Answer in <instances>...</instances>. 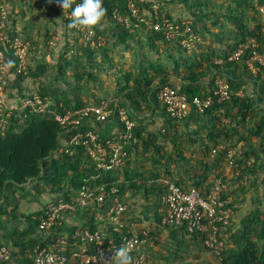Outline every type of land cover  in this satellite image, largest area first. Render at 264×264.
Instances as JSON below:
<instances>
[{
    "label": "trees",
    "instance_id": "1",
    "mask_svg": "<svg viewBox=\"0 0 264 264\" xmlns=\"http://www.w3.org/2000/svg\"><path fill=\"white\" fill-rule=\"evenodd\" d=\"M133 1L144 18L162 23L165 15L181 25L185 35L168 40L163 32L151 30L133 17L129 0H103L107 14L93 29L96 38L106 37L108 43L93 47L89 42L80 41L76 28L68 27L70 20L59 10L57 0H46L47 10L37 16L33 14L32 19H28L27 12H18L15 0H0V19L2 9L7 11L5 40L0 42V50L7 62L13 61L6 93L19 105L9 118L5 135H0V226L24 219L31 224L28 235L38 231L34 218L42 211L35 216L19 213L22 197L17 196L18 189L29 182L35 184L38 193L49 190L58 195V200L66 201L76 198L86 181L93 185L108 183L119 188L125 201L141 200L144 213L153 220L145 264H200L191 259L192 251L210 252L220 264H264V160L260 162L257 152L259 146L264 148V106L247 89V81L252 76L248 62L253 51L264 54V0ZM76 2L73 0V6ZM172 4H178V9L184 8L187 16H174L169 11ZM154 6L159 7L158 20ZM53 16L62 18L66 37L73 42L68 43V49L60 56L58 74L53 78L56 81L51 83L43 80L51 66L43 63L38 55L51 42L48 25L54 21ZM120 17L128 19V23L120 21ZM186 24L190 33L185 32ZM191 34L196 37L192 48L183 47L182 41ZM15 39L30 45L26 72H18V61L9 49ZM122 50L135 51L134 69L123 71L121 68L115 75L114 87L107 86L104 76L116 66L113 54H121ZM240 50L243 54L234 59ZM256 67L261 69L257 79L264 96V67L258 64ZM219 77L230 84L232 98L223 103L214 102L204 113L193 111L192 115L200 121L206 119L208 129L205 141L202 139L198 146L201 155L193 160L189 158V148L195 140H190L182 131L188 119H172L158 100V93L161 88L172 85L188 97L205 98L213 94ZM28 80L39 83L37 96L26 94ZM240 91L244 97L236 95ZM35 98L47 106L43 111L39 105L22 109L23 101ZM104 104L111 111H116L117 106L130 108V118L135 123L137 141H131L127 147L125 166L113 172H99L83 147L73 148L72 154L59 153L64 141L78 130L70 132L71 127L64 128L57 116ZM158 110L166 115V120L155 131L150 129L148 121ZM93 123L84 126L82 132L98 131L102 124ZM240 142L245 144L246 151L239 163L247 165L246 175L250 176L243 186H237L236 179L242 178H237L236 170L228 171L226 153L213 154L220 146H235ZM253 158L256 162L248 166ZM221 178L229 181L223 197L231 199L235 216L251 191L258 193L239 223L231 220V236L225 240L222 259H219L205 246V238L189 233L186 226L163 227L160 210L164 207L168 183L196 190L206 197L215 180ZM92 210L91 207L79 210L77 215L90 214ZM86 226L91 230L98 228L93 218L87 220ZM165 231L169 232L168 239ZM21 235L18 232L14 239L17 246L24 241ZM31 243L34 250L24 251L26 256L16 260L19 264L21 260L23 264H34L38 240L32 238Z\"/></svg>",
    "mask_w": 264,
    "mask_h": 264
},
{
    "label": "built area",
    "instance_id": "2",
    "mask_svg": "<svg viewBox=\"0 0 264 264\" xmlns=\"http://www.w3.org/2000/svg\"><path fill=\"white\" fill-rule=\"evenodd\" d=\"M80 2L81 0H77L74 6ZM128 8L133 17L143 22L149 29L163 32L168 40L185 35L181 25L175 24L165 15H163L162 23H158L153 19L144 18L133 0H129ZM158 8V6L153 7L156 14ZM59 10L70 21L73 19L70 14L71 9L65 11L59 6ZM158 18L157 14L156 20ZM6 20L7 11L2 9L0 42L5 40ZM120 21L128 23V19L123 17H120ZM188 25H185L186 33L191 32ZM76 31L81 35V42H89L93 47L105 44L104 38L100 36L96 38L93 28L78 26ZM195 39L196 37L191 34L189 38L182 41V46L191 49ZM9 49L18 61V72H26L30 45L21 39H15ZM242 54L243 50H240L235 54L234 59L240 58ZM256 64L261 68L264 67V54L254 50L248 66L252 70V76L255 77L261 72ZM10 69V64L0 50V135H5L9 118L15 110L19 109L17 100L10 99L6 93L7 75ZM236 95L244 97L242 91ZM231 98L230 84L221 77L216 80L213 94L205 98L188 97L181 93L178 87L172 85L161 88L158 93V100L169 116L176 121L188 119L194 110L204 113L214 102L223 103ZM35 105H39L40 111L47 107L35 98L34 101L31 99L23 101L22 109ZM115 118L122 125L115 137L105 138L98 131L82 132L83 127L93 123L94 120L96 123L104 124ZM57 121L66 129L71 127L70 132L78 130L77 134L64 141L59 153L72 154L73 148L83 147L88 156L95 161L99 172H113L124 167L128 158L127 147L131 141H137L134 136L135 123L131 120L126 107L117 106L116 111L109 110L108 104L101 107H87L71 115L57 116ZM219 151L227 155L228 171L235 169L237 178H242L240 181L236 179L237 186L246 185L250 178L246 175L247 165L239 163L245 156V144L240 142L235 146L223 145L213 150V154ZM255 162L256 159L253 158L247 164L251 166ZM168 187V193L163 198L164 207L160 210L163 214L161 225L163 227L186 226L189 233L203 236L205 246L222 259L225 240L231 236L229 230L235 215L231 207V199L223 197L229 189V181L226 182L222 178L215 180L211 192L206 197L196 190H185L173 183H168ZM89 207L93 208L92 212L84 213V216L87 220L93 218L97 223V229L91 230L86 225L79 224L68 235L57 233V229L64 225L65 216L76 215L79 210ZM127 214H129V204L122 199L116 185L108 183L93 185L90 181H86L76 198L70 201L64 199L54 201L42 211L40 216L34 218L38 222L39 233L34 264H111L113 253L121 246L130 247L134 264H145L150 229L141 228L135 223L128 225ZM53 231H56V234H53ZM112 232L117 236L115 237ZM12 258L13 253L10 248L0 247V264L11 262Z\"/></svg>",
    "mask_w": 264,
    "mask_h": 264
},
{
    "label": "crops",
    "instance_id": "3",
    "mask_svg": "<svg viewBox=\"0 0 264 264\" xmlns=\"http://www.w3.org/2000/svg\"><path fill=\"white\" fill-rule=\"evenodd\" d=\"M247 89L249 94H252L254 98H256L261 104L264 106V96L259 85V80L255 76H250L247 81ZM128 109V107H126ZM129 113L131 109L129 108ZM149 118L151 116L147 115ZM166 120V115L161 112L157 111V113L153 116L152 120L148 121L151 130L158 131L164 125ZM207 121H200L195 116L191 115L183 126L182 131L185 135L189 137L190 140L194 139V144L192 143L189 148V158L196 160L200 154L198 152V146L202 143V139L205 141L206 135H208V129H206ZM98 132L101 136L105 138L115 137L118 132L121 130L120 123L118 119H111L109 122L100 125L97 128ZM257 144H260V141L256 140ZM188 146V145H187ZM258 154L261 157L260 162L262 159L264 160V148L262 149L259 146L257 150ZM258 160V158H257ZM34 183H27L20 189H18L19 194L17 196H21V201L19 203V213L22 216H35L36 214L43 211L50 203L58 200V195L52 194L49 190H40L41 193H38L37 190L34 189ZM253 191V190H252ZM256 194V191H253ZM252 192V193H253ZM129 204V214H127L126 222L128 225L136 224L137 221L142 222L140 217L143 219V224L148 225L147 228L151 226V222L153 221L151 217L144 216V208L143 203L139 199H133L127 201ZM87 217L84 214L81 215H68L64 217V225L61 228L57 229V233L59 235H68L73 232L77 225H86ZM139 225V224H138ZM137 226V225H136ZM140 226V225H139ZM141 228L144 226H140ZM31 229V224L25 221L24 219H20V221L16 223H8L5 225L0 226V247H8L11 249L13 253V259L9 263L3 264H19L16 260L18 258H24L26 253L24 251L34 250V246H31L32 238L39 239V233L36 231L35 234L28 235L27 231ZM150 229V228H149ZM168 231V230H167ZM165 231L164 236L165 238H169V232ZM21 233L22 235L20 238L24 239V241H20L15 244L14 239L16 238L17 233ZM25 234V236H23ZM150 250V249H149ZM34 254V253H33ZM24 260H21V264H23Z\"/></svg>",
    "mask_w": 264,
    "mask_h": 264
},
{
    "label": "rangeland",
    "instance_id": "4",
    "mask_svg": "<svg viewBox=\"0 0 264 264\" xmlns=\"http://www.w3.org/2000/svg\"><path fill=\"white\" fill-rule=\"evenodd\" d=\"M16 3V9L19 11H25L27 12L28 19H32L33 14L36 16L40 14L43 11L47 10V3L46 0H15ZM35 7V9H33ZM168 7V6H167ZM169 11L174 14V16H187V12L185 11L184 8L181 7V9H178V4H172V6L169 5ZM45 17H48V15L45 14ZM54 21L50 22L48 27L49 30L51 31L52 39L51 42L48 44L47 47H43V49L40 51L38 57H41V61L43 63L48 64L50 69L48 70L47 74L44 76L43 80L44 81H50L51 83H54L56 80L53 79L56 77L58 74V66L60 62V56L66 52L68 48L67 45L70 42L69 38L66 37L67 33L65 31V24L62 18L59 16H53ZM33 23V22H32ZM34 24V23H33ZM41 30H44V27L41 26ZM93 28V27H92ZM81 41V39H80ZM106 44L108 43L107 38L105 37ZM73 40H71L72 44ZM135 46V45H134ZM136 48H138L136 46ZM135 48V49H136ZM137 52V49L135 50ZM135 51H133L135 53ZM133 52H125L124 50L121 51L120 53L113 54L115 57V63L116 66L109 69L107 75L104 76V78L107 81V86H113V82L115 79V75L119 72V70L122 68L123 71L127 70H133L134 69V61L135 59L133 58ZM150 53V52H148ZM68 54H72L71 52ZM135 55V54H134ZM151 57H154L153 54H151ZM140 58V57H139ZM8 78V75H7ZM60 82V81H58ZM63 85V84H62ZM25 87L27 88V93L28 95H35L37 96L38 93V88H39V83L35 82L33 80H28L25 83ZM253 192V191H251ZM256 194L255 192L251 193L247 198L246 201H244L243 206L241 207L240 211L238 214L232 218V223L233 220L236 223H239V220L244 214L247 213V210L249 209L250 202L256 200ZM145 212V211H144ZM144 216H148L146 213H144ZM140 219L143 222L142 217ZM142 222L137 221L136 224H139L140 226H144L147 228L148 225H144ZM236 229V227H234ZM195 249V248H193ZM194 262H200V264H220L218 259L214 257L210 252H204L201 253L200 251L193 252L192 251V258Z\"/></svg>",
    "mask_w": 264,
    "mask_h": 264
},
{
    "label": "clouds",
    "instance_id": "5",
    "mask_svg": "<svg viewBox=\"0 0 264 264\" xmlns=\"http://www.w3.org/2000/svg\"><path fill=\"white\" fill-rule=\"evenodd\" d=\"M57 2L65 11L71 9L70 14L73 19L68 24L69 28L98 26L107 14L103 0H81L74 7L73 0H57ZM8 63L12 64L13 61L10 60ZM111 264H134L130 247L121 246L116 249L111 258Z\"/></svg>",
    "mask_w": 264,
    "mask_h": 264
}]
</instances>
